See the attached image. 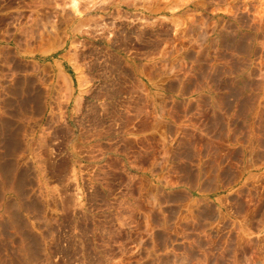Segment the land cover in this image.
Masks as SVG:
<instances>
[{"label":"rangeland","instance_id":"374dc122","mask_svg":"<svg viewBox=\"0 0 264 264\" xmlns=\"http://www.w3.org/2000/svg\"><path fill=\"white\" fill-rule=\"evenodd\" d=\"M37 1L0 0V264H264V126L249 150L229 145L230 116L160 134V154H212L226 180L180 169L188 180L159 182L153 203L134 166L106 175L101 159L110 136L135 147L119 133L139 69L264 93V0Z\"/></svg>","mask_w":264,"mask_h":264},{"label":"crops","instance_id":"0c3cea01","mask_svg":"<svg viewBox=\"0 0 264 264\" xmlns=\"http://www.w3.org/2000/svg\"><path fill=\"white\" fill-rule=\"evenodd\" d=\"M139 70L133 79V88L127 90L126 119L119 133L120 139L133 140L135 147L124 149L120 145L116 146L111 143L110 136V143H104L102 147L105 174H108L106 170H110L116 160L124 162L127 169L134 166L136 176L146 182L149 188L143 197L151 203L158 198L159 182L188 180L180 177L184 174L180 169L192 173V180L197 182L226 180L219 177L223 173L220 169H209L210 164L206 159L213 157L212 154L199 152L197 161L193 162L176 161L175 154L169 156V152L160 154L159 135L174 133L175 127H183L182 132H186L185 128L190 127L187 121L194 114L200 117L207 113L213 119L212 125L218 119L220 126L223 125V117L230 116L231 122L226 123V127L230 126L227 131L230 134L229 145L236 150H249L253 143L250 135L258 127L264 126V93H218L217 87L213 85L209 88L205 85L195 86L186 80L175 83L168 78V73L166 79H160L163 73L149 76L148 72L141 70L140 74ZM71 101L75 102L74 95ZM239 128L243 129L242 133L246 136L241 135ZM76 148H79L78 133ZM168 148L165 149L169 151ZM86 150L88 157L84 163L88 168H94V162L97 161L95 144L88 142ZM160 167L166 169L160 172Z\"/></svg>","mask_w":264,"mask_h":264},{"label":"bare ground","instance_id":"6f19581e","mask_svg":"<svg viewBox=\"0 0 264 264\" xmlns=\"http://www.w3.org/2000/svg\"><path fill=\"white\" fill-rule=\"evenodd\" d=\"M32 1H33V0H32ZM35 1H36V0H35ZM38 1H39V0H38ZM38 1H37V2H38ZM43 1H44V0H43ZM47 1H48V0H47ZM52 1H53V0H52ZM48 2H49V1H48ZM43 3H45V2H43ZM49 3H51V2H49ZM51 4H52V3H51ZM39 5L41 6L40 3H39ZM44 6H45V5H44ZM47 6H48V5H47ZM42 7H43V4H42ZM45 7H46V6H45ZM49 7H51V5H50ZM49 7H48V8H49ZM55 7H56V6H55ZM37 8H38V7H37ZM40 8H41V7H40ZM51 8H52V7H51ZM38 9H39V8H38ZM32 10H33V9H32ZM40 11H41V10H40ZM61 12H62V11H61ZM57 13H58V12H57ZM50 14H51V13H50ZM55 14H56V13H55ZM65 14H66V13H65ZM70 14H71V13H70ZM56 15H57V14H56ZM65 16H66V15H64V16L62 15V17H64V18H65ZM45 17H46V16H45ZM47 18H48V17H47ZM58 18H61V17L58 16ZM64 18H63V19H64ZM66 18H67V16H66ZM49 19H50V18H49ZM68 19H69V18H68ZM72 19H73V18H72ZM36 21H37V19H36ZM63 21H64V20H63ZM34 22H35V20H34ZM64 22H65V21H64ZM66 22H67V21H66ZM35 24H37V23H35ZM67 24H68V23H67ZM14 39H16V38H14ZM14 41H15V40H14ZM15 44H16V43H15ZM16 46H17V45H16ZM1 48L3 49V47H1ZM4 48H5V47H4ZM6 48H7V47H6ZM6 50H8V49H6ZM6 50H2V51L0 52V57H1L2 55H3V56H6V55H7V56L10 57L9 54H11V53H10V52H11V51H10L11 49H9L8 52H7ZM5 51H6L7 53H6ZM9 57H8V58H9ZM4 60H5V59H4ZM4 60H3V61H4ZM3 61H1V62H3ZM22 67H23V66H22ZM23 68H24V67H23ZM21 69H22V68H21ZM13 74H14V73H13ZM2 76H4V75H2ZM24 77H25V76H24ZM0 79H1V78H0ZM21 80H22L23 83H26V82L28 81L27 79H21ZM30 80H31V79H30ZM0 81H1V80H0ZM0 84H1V83H0ZM24 86H25V85H24ZM22 87H23V86H22ZM22 87H21V88H22ZM21 90H23V89H21ZM23 91H24V90H23ZM23 91H22V92H23ZM2 93H3V92H2ZM2 93H1V94H2ZM11 93H12V91H11ZM13 93H14V92H13ZM18 93H19V92H18ZM23 93H24V92H23ZM28 93H29V92H28ZM24 94L27 95L26 93H24ZM16 95H17V94H16ZM6 97H7V96H6ZM40 97H41V96H40ZM38 100H39V99H38ZM2 101H3V100H2ZM3 104H4V103H3ZM7 106H8V105H7ZM7 106H6V107H7ZM8 107H9V106H8ZM8 107H7V108H8ZM21 107H22V106H21ZM50 107H51V106H50ZM23 108H24V107H23ZM23 108H22V110H23ZM9 110H10V109H9ZM10 111H11V110H10ZM3 112H4V111H3ZM3 112H2V113H3ZM6 112H7V111H6ZM22 112H23V111H22ZM12 115H13V114H12ZM12 117H13V116H12ZM20 118H21V117H20ZM25 118H26V117H25ZM18 120H19V119H18ZM20 120H21V119H20ZM24 120H25V119H24ZM21 121H22V120H21ZM5 122H6V121H5ZM10 122H11V121H10ZM15 122H16V121H15ZM27 122H28V121H27ZM1 123H2V122H1ZM8 123H9V122H8ZM2 124H3V123H2ZM4 124H5V123H4ZM6 125L8 126L7 122H6ZM12 125H13V124H12ZM27 125H28V124H27ZM7 126H6V128H8ZM10 126H11V125H10ZM4 127H5V126H4ZM21 127H22V126H21ZM24 127H25V126H24ZM2 128H3V127H2ZM12 128H13V127H12ZM14 129H15V128H14ZM25 129H26V128H25ZM1 130H2V129H1ZM10 130H11V129H10ZM10 130H9V131H10ZM12 130H13V129H12ZM12 130H11V131H12ZM2 131H4V130H2ZM9 131H8V133H9ZM13 131H14V130H13ZM21 131H23V130H21ZM5 132H6V131H5ZM15 132H16V131H14L13 133L16 134ZM0 133H1V131H0ZM8 133H6V134H8ZM20 133H21V132H20ZM26 133H27V132H26ZM54 133H55V132H54ZM6 134H5V135H6ZM14 134H13V135H14ZM3 135H4V134H3ZM23 135H25V134H23ZM6 136H7V135H6ZM12 137H13V136H12ZM12 137H10V138H12ZM22 137H23V136H22ZM5 138H6V137H5ZM40 138H41V137H40ZM12 139H13V140L11 141V145H10V147H9L8 149H10V150H12V151H13V150H16V151H17L18 149H21V148L24 147L23 145L17 143V140L15 141L14 138H12ZM22 139H23V138H22ZM24 139H25V138H24ZM18 140H19V139H18ZM41 140H42V139H41ZM44 140H45V139H44ZM5 141H6V140H5ZM25 141H26V139H25ZM27 141H28V140H27ZM39 142H40V141H39ZM21 143H22V142H21ZM22 144H23V143H22ZM26 144H27V142H26ZM37 144H38V143H37ZM27 145H28V144H27ZM8 146H9V144H8ZM42 146H43V145H42ZM5 147H7V146H5ZM27 148H28V147H27ZM44 148H45V147H44ZM30 150H31V149H30ZM23 151H24V150H23Z\"/></svg>","mask_w":264,"mask_h":264}]
</instances>
